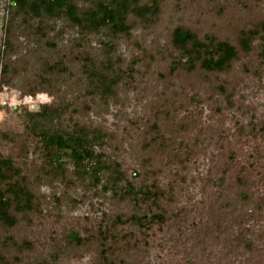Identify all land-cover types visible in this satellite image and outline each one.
<instances>
[{
  "label": "rangeland",
  "instance_id": "374dc122",
  "mask_svg": "<svg viewBox=\"0 0 264 264\" xmlns=\"http://www.w3.org/2000/svg\"><path fill=\"white\" fill-rule=\"evenodd\" d=\"M12 1L0 0V158L13 160L35 207L0 224V264H264L263 42L222 73L185 71L171 42L177 27L234 45L241 30L264 34V0H164L147 21L129 16V36ZM98 1L108 0L76 3ZM85 59L120 75L111 96L96 94ZM56 63L64 68L49 70ZM28 96L39 111L21 103ZM78 124L103 131L99 162L54 164L38 132Z\"/></svg>",
  "mask_w": 264,
  "mask_h": 264
},
{
  "label": "trees",
  "instance_id": "16d2710c",
  "mask_svg": "<svg viewBox=\"0 0 264 264\" xmlns=\"http://www.w3.org/2000/svg\"><path fill=\"white\" fill-rule=\"evenodd\" d=\"M162 1L164 0H151V5L143 3L144 0L98 1L92 8L81 10L76 0H13L14 4H11V7L31 13L36 18L42 15L50 18L64 17L87 33H99L105 30L113 36H129L132 30L129 16L134 15L147 21L159 13ZM261 31L264 32V21L261 23ZM263 37L264 34H260L257 29L241 30L238 45H234L215 35L207 34L201 38L189 29L177 27L172 34L171 42L186 58L185 65L182 66L185 71L193 72L200 68L206 72L222 73L231 68L240 54H249L257 38L263 42L259 50V58L264 62ZM85 65L86 72L93 79L96 94L102 95L103 99L111 96L119 83L120 75L111 74L112 68H109V63L104 68L98 67L93 60ZM60 68H64V65L56 63L49 67V70H60ZM56 114L54 113V116H57ZM38 137L51 162L57 164L60 162L59 157L66 155L78 167L83 168L87 160L95 159L99 162V158L97 159L99 156L95 154L93 148L97 141L104 139V133L99 128L90 129L78 124L70 131H41L38 132ZM97 169L98 165L92 168V179L95 182L98 179ZM19 173L11 158H0V224L8 228L16 226L18 214L31 212L35 207V195L23 181L15 180ZM130 189L135 192L132 187ZM142 194L146 196L148 192L142 191ZM162 217L160 214L154 215L156 220ZM131 220L140 226H145L143 218L133 216ZM74 239L81 241L77 235H74Z\"/></svg>",
  "mask_w": 264,
  "mask_h": 264
},
{
  "label": "clouds",
  "instance_id": "9594fccd",
  "mask_svg": "<svg viewBox=\"0 0 264 264\" xmlns=\"http://www.w3.org/2000/svg\"><path fill=\"white\" fill-rule=\"evenodd\" d=\"M54 97H51L46 92H38L36 94V100L39 101L41 104H51L53 102ZM21 103H24L29 106V111H39V106L35 103H33V97L28 96L25 97ZM15 106V102L14 105ZM4 117V113L0 112V119Z\"/></svg>",
  "mask_w": 264,
  "mask_h": 264
}]
</instances>
